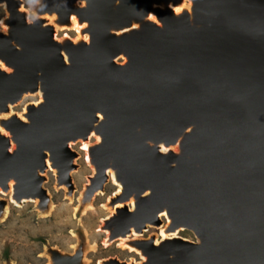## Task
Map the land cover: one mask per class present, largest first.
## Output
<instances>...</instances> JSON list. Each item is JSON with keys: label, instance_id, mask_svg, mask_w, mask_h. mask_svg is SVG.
Returning <instances> with one entry per match:
<instances>
[{"label": "water", "instance_id": "1", "mask_svg": "<svg viewBox=\"0 0 264 264\" xmlns=\"http://www.w3.org/2000/svg\"><path fill=\"white\" fill-rule=\"evenodd\" d=\"M0 7V220L9 201L48 215L50 171L73 202V146L88 142L92 186L74 216L111 178L102 244L128 236L138 257L104 264H264V0ZM161 226L193 239L144 236ZM77 230L49 264L89 263Z\"/></svg>", "mask_w": 264, "mask_h": 264}, {"label": "rangeland", "instance_id": "2", "mask_svg": "<svg viewBox=\"0 0 264 264\" xmlns=\"http://www.w3.org/2000/svg\"><path fill=\"white\" fill-rule=\"evenodd\" d=\"M23 1L26 3L29 2V0ZM30 13L29 16H32ZM4 14V9L0 7V19ZM64 32L71 37H75V31L72 30L58 31L57 36L62 35ZM34 100H36L35 97H26L22 103L14 106L12 109L19 111L27 102ZM73 148L81 154L77 159L78 169L71 173L73 182L77 187V190L73 192V194L76 193L74 201L69 202L68 199L62 198L61 191H65L66 198L68 196V188L66 185L60 183V185L55 186L54 191L53 183L56 181L51 171L47 173V181L44 183V187L52 195L54 204V207H52L48 215L42 216L40 214L38 215L39 217H36L35 212L31 210L32 205L35 210L39 209L36 206L39 200L24 201L21 206L14 205L13 201H9L8 206L5 208L7 213L0 220V258L4 254H8L9 258L14 260L16 264H46L45 258H47L49 264V252L43 254L44 258L38 256L42 248L40 237L48 241L51 245L58 244L63 251L70 252L68 244L72 243L70 245L72 250L78 236L74 231H78L77 229L81 228L86 233L89 245L94 246L93 250L86 254L89 260L88 264H96V261L100 260V258L110 255H116L117 258L125 261H129L132 258L138 260L135 252L121 249L117 241H114L106 247L102 244V239L105 234L103 231L98 230L101 225L100 221L109 215L106 199L113 191H116V187L112 184L111 180L105 185L103 195L100 192L95 194L91 209H86L79 218L74 216L78 208H81L82 204H84L82 198L85 192L82 194V191L84 184L87 182V177L91 174V169L84 160V150L80 149L82 148V144H75ZM57 184L55 183V185ZM153 228L150 227L144 233V236L153 231L157 233L156 228ZM176 235L193 239L192 234L187 230L179 231Z\"/></svg>", "mask_w": 264, "mask_h": 264}, {"label": "bare ground", "instance_id": "3", "mask_svg": "<svg viewBox=\"0 0 264 264\" xmlns=\"http://www.w3.org/2000/svg\"><path fill=\"white\" fill-rule=\"evenodd\" d=\"M30 6V3H28V7H27V11L30 13L31 12V6ZM70 29H73V30H76L77 32H79V29H78V27H76V25L73 27V28H70ZM61 30H63V29H61ZM67 30H69V29H67ZM82 144V148H80L81 150H84V155H85V152H86V149H87V147H88V142H83V143H81ZM90 169H91V166H90ZM91 171H92V169H91ZM72 173V172H71ZM92 173V172H91ZM88 179H89V176L87 177V182L84 184V186H83V191H82V194H84V192H85V194H84V196H83V198H82V200H84V198H86L85 196H86V192H87V190L89 189V187L90 186H92V184L91 183H88ZM110 180H111V182H112V184L113 185H115V187H116V190L118 189V185L116 184V182L114 181V180H112L111 178H110ZM56 181V180H55ZM63 184V183H62ZM65 185V184H64ZM68 188V187H67ZM97 192H100V191H97ZM96 194V193H95ZM8 195H9V193H8ZM111 197V195L106 199V202L107 201H109V198ZM40 202H38V204H39ZM84 203H85V201H84ZM36 205V206H38L39 207V205ZM106 205H107V209L109 210V214L111 213V208L109 207V204H108V202L106 203ZM92 206H93V203H92ZM92 208V207H91ZM91 208H89V209H91ZM103 220V219H102ZM101 220V221H102ZM103 223V222H102ZM101 225H100V229H101ZM156 230H157V234L160 236V237H162V238H166V237H172V236H176V234H174V233H172V234H170V233H167V232H165L164 231V226H161V227H159V228H156ZM101 231H103L102 229H101ZM103 233L105 234V236H104V238L102 239V240H105L106 239V237H107V234H106V232L105 231H103ZM134 237H136V235H134ZM127 238H128V236L127 237H124V238H121V239H117L116 241H117V243H118V246L121 248V249H127L129 252H135L129 245H127ZM91 243V242H90ZM51 256V255H50ZM50 256H49V259H50ZM106 261V259H104V260H99L98 261V264H104V262Z\"/></svg>", "mask_w": 264, "mask_h": 264}, {"label": "flooded vegetation", "instance_id": "4", "mask_svg": "<svg viewBox=\"0 0 264 264\" xmlns=\"http://www.w3.org/2000/svg\"><path fill=\"white\" fill-rule=\"evenodd\" d=\"M53 189L55 188V183H53ZM58 185H60V183L58 184ZM74 186H75V188H76V190H77V187H76V185H75V183H74ZM54 191H55V189H54ZM61 194H62V198H64V199H68L69 200V194H68V196H67V198H66V196H65V191H61ZM75 194V195H74ZM73 194V198H75V196H76V193H74ZM51 195V194H50ZM51 201H52V203H53V199H52V195H51ZM53 207H54V204H53ZM39 209L38 210H35L34 209V207H33V205H32V207H31V210L32 211H34L35 212V216L36 217H39L38 215H45V211H46V209L44 208V207H42L41 205H39V207H38ZM51 212V211H50ZM42 216H40V217H42ZM78 231H74V233H77ZM78 234V233H77ZM40 240H41V244H42V248H41V251L38 253V256H40V257H42V258H44L43 257V254L44 253H48L49 252V254L52 256V255H54V254H56V250H62L61 249V247L58 245V244H50L48 241H46V240H44L43 238H41L40 237ZM72 243H70V244H68V247H69V251L71 252L72 250H71V248H70V245H71ZM50 256V257H51ZM117 257L116 255H110V256H106V257H103V258H100V260H104L105 258H108V257ZM45 260H46V264H48V259L47 258H45ZM97 261H99V260H97ZM97 261H96V264H97ZM0 264H16V262L14 261V260H12V259H10L9 258V256H8V254H4L1 258H0ZM26 264H30V263H26Z\"/></svg>", "mask_w": 264, "mask_h": 264}]
</instances>
